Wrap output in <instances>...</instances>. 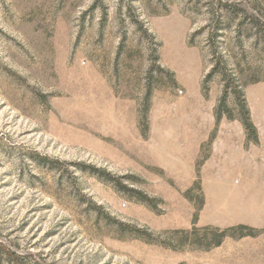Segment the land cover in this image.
<instances>
[{"label":"rangeland","instance_id":"rangeland-1","mask_svg":"<svg viewBox=\"0 0 264 264\" xmlns=\"http://www.w3.org/2000/svg\"><path fill=\"white\" fill-rule=\"evenodd\" d=\"M0 264H264V0H0Z\"/></svg>","mask_w":264,"mask_h":264},{"label":"trees","instance_id":"trees-1","mask_svg":"<svg viewBox=\"0 0 264 264\" xmlns=\"http://www.w3.org/2000/svg\"><path fill=\"white\" fill-rule=\"evenodd\" d=\"M218 65H219V61L217 58V62L211 68L207 78L210 77L213 73H215V71L218 70ZM222 77L225 79V83H223V87H222L221 105H224L225 98L229 92H232L233 94H235V96L238 98V107H239V110L241 112V117L239 118V121L241 122L244 129L248 132L247 133V139H250V133L253 137H255V131H254L253 125L250 121L249 111H248L246 102H245L244 97H243L242 89L238 85H235V84L231 85L229 82L230 81L229 76L226 73L225 74L223 73ZM221 117H222V114L215 112L216 123L219 122ZM226 118L230 119V120L233 119V118L229 117L228 115L226 116ZM8 256H13V254L8 253Z\"/></svg>","mask_w":264,"mask_h":264}]
</instances>
